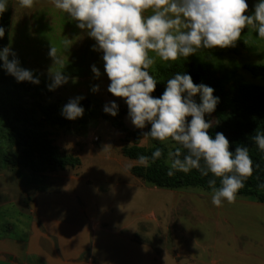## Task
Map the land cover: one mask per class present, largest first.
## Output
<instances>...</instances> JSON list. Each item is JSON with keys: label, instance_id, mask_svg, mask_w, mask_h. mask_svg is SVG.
Listing matches in <instances>:
<instances>
[{"label": "rangeland", "instance_id": "rangeland-1", "mask_svg": "<svg viewBox=\"0 0 264 264\" xmlns=\"http://www.w3.org/2000/svg\"><path fill=\"white\" fill-rule=\"evenodd\" d=\"M255 2L247 0L249 13ZM6 8L0 14V26L5 29L4 37L0 38V48L9 46L23 67L35 70L34 75H39L40 83H17L11 75L0 69V93L4 83L12 88L23 84L24 87L36 88L35 94L30 90L23 95L27 104L38 100L45 105L59 106L66 104L70 98L83 96L90 101L92 112L84 111L81 118L73 120L67 127L48 128L54 144L62 153L79 157V166L62 172L33 174L20 167L0 165V232L11 227L10 233L20 236L28 220L31 203L39 200L37 204L41 205L37 194H49L50 197L44 195L41 201L46 206L58 208L67 206L68 201L72 202L71 194H87L88 199L96 200L98 215L111 217L118 212L115 216L117 223L125 222L127 215L129 220L133 217L135 223L139 224L137 237L156 248L167 243L169 245L177 239L198 243L210 240L216 233L215 225L224 221L223 210H227L224 204L213 206L211 192L196 187L159 189L130 175L128 169L141 164L122 155L121 147L131 146L132 142L123 141L122 131L114 128L111 121L101 115L103 106L109 101L115 100L119 108L125 103L122 98L113 97L107 91L110 81L104 73L102 53L92 49L95 41L78 29L75 21H70L64 13L55 9L51 0H33L31 8L20 7L19 0H6ZM147 14L149 12H145ZM66 44L69 48L65 51ZM50 47L56 49V54L65 65L64 73L69 76L68 83L53 91L46 88L48 72L58 67L48 55ZM149 55L154 56V53L149 52ZM192 59L208 63L218 77L232 80L228 86L233 85V81L260 84V80L252 78L242 69V65H264V39L258 38L249 27L242 30L235 46L201 49L187 59L178 57L175 61ZM169 62L156 57L149 72ZM92 65L100 70L99 78H94ZM94 85H99L96 92L91 91ZM40 88L45 90L44 93L39 92ZM121 121L131 131L146 132L150 128V125H146L143 130L135 129L127 119V114ZM210 121L211 124L215 123L214 115L210 116ZM163 143L168 150L173 147L171 141ZM139 145L148 147L150 140L141 138ZM25 195H29L30 201ZM107 204H114L113 210H107ZM69 206L72 207L71 204ZM150 212L154 214V219L147 221L145 216ZM143 229L147 230L145 235Z\"/></svg>", "mask_w": 264, "mask_h": 264}, {"label": "clouds", "instance_id": "clouds-1", "mask_svg": "<svg viewBox=\"0 0 264 264\" xmlns=\"http://www.w3.org/2000/svg\"><path fill=\"white\" fill-rule=\"evenodd\" d=\"M51 3L95 41L92 49L102 53L104 73L110 81L107 91L123 99L127 119L135 129L143 130L150 125L148 131H142V138L173 142L167 154V175L195 169L201 176L209 177L213 206L234 202L253 173V161L247 146L237 145L230 151L229 140L222 132H216L214 137L209 135L212 124L205 117L219 103L214 89L193 83L188 73L176 72L165 81L161 95L153 96L157 79L149 68L156 57L169 62L178 57L187 59L201 49L235 46L245 28L250 27L258 38L264 39V0H256L250 13L247 0H51ZM19 5L31 8L33 0H19ZM6 9V0H0V14ZM4 34L5 29L0 26V38ZM68 48L66 44L65 51ZM48 55L58 66L48 72L46 88L53 91L68 83L69 76L64 73L65 65L56 49L50 47ZM0 69L17 83H40L35 70L22 67L9 46L0 48ZM91 72L94 78L101 76L95 65L91 66ZM98 90L99 85L91 88L92 92ZM197 94L199 103L195 99ZM82 99L83 96L70 98L62 106L61 116L67 120L81 118ZM102 110L115 117L119 107L111 100ZM252 140L264 152V132H256ZM161 155L157 147L150 157L139 155L137 160L147 166Z\"/></svg>", "mask_w": 264, "mask_h": 264}, {"label": "trees", "instance_id": "trees-1", "mask_svg": "<svg viewBox=\"0 0 264 264\" xmlns=\"http://www.w3.org/2000/svg\"><path fill=\"white\" fill-rule=\"evenodd\" d=\"M242 69L261 83L233 81V85L228 86L232 80L218 77L206 62L196 59L169 62L160 65L151 73L157 79L156 88L151 95L157 97L161 95L165 81L176 72L188 73L193 83H203L212 87L213 95L219 97V103L215 111L205 117L210 120V116L214 115L216 119L208 130L209 135L214 137L216 132H222L229 140L230 151L237 145L247 146L253 161V173L244 182V187L239 189L237 196L264 203V187L260 186L264 184V152H261L252 140L256 132H264V65L244 64ZM30 90L33 94L36 93L35 87H24L23 84L14 85L12 88L8 83H4L1 89L0 165L20 167L33 174L62 172L78 166L79 158L62 153L54 144L51 132L48 130L53 127H67L73 120L63 118L60 114L62 106L57 104L45 105L38 100H32L27 104L23 95ZM44 91L43 88L39 89L40 93ZM195 98L199 101V94ZM80 105L83 106L84 111L92 112L89 100L82 99ZM126 114V104L119 108L115 117L104 112L101 114L111 121L114 128L122 131L123 141L132 142L131 146L121 147L122 155L138 162L139 155L150 157L157 147L162 151L161 157L155 162H149L147 166H131L129 173L133 177L159 189L196 187L212 193L207 184L209 177L201 176L195 169L188 173L175 172L172 176L167 175L169 150L165 144L150 140L148 147L139 145L142 132L131 131L123 125L121 119ZM216 187H219L218 178Z\"/></svg>", "mask_w": 264, "mask_h": 264}, {"label": "crops", "instance_id": "crops-1", "mask_svg": "<svg viewBox=\"0 0 264 264\" xmlns=\"http://www.w3.org/2000/svg\"><path fill=\"white\" fill-rule=\"evenodd\" d=\"M44 195L50 197L36 195L41 205L39 200L31 203L20 236L12 235L11 227L0 232V264H264V203L249 198L236 196L234 202L223 203L224 221L215 225L210 240L177 239L156 248L137 237L139 224L133 217L117 223L118 212L98 215L96 200L87 194H71L72 202L61 208L44 205ZM113 208L106 205L107 210ZM145 219H154V214Z\"/></svg>", "mask_w": 264, "mask_h": 264}]
</instances>
